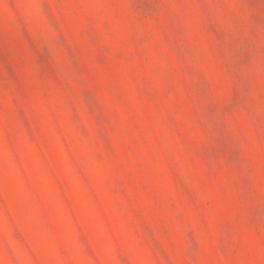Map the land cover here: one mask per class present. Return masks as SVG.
Wrapping results in <instances>:
<instances>
[{"label": "rangeland", "instance_id": "obj_1", "mask_svg": "<svg viewBox=\"0 0 264 264\" xmlns=\"http://www.w3.org/2000/svg\"><path fill=\"white\" fill-rule=\"evenodd\" d=\"M0 264H264V0H0Z\"/></svg>", "mask_w": 264, "mask_h": 264}]
</instances>
